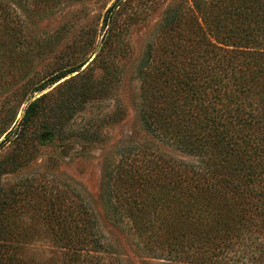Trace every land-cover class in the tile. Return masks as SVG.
I'll list each match as a JSON object with an SVG mask.
<instances>
[{
    "label": "trees",
    "instance_id": "1",
    "mask_svg": "<svg viewBox=\"0 0 264 264\" xmlns=\"http://www.w3.org/2000/svg\"><path fill=\"white\" fill-rule=\"evenodd\" d=\"M58 1L0 0V79L17 61L25 15ZM122 3L107 11L102 50L119 34ZM92 44L84 40L81 61L56 68L31 93L80 71ZM138 67L146 131L195 158L162 155L137 165L136 157L118 165L131 185L116 189V201L134 220L141 248L161 264H264V0L171 2ZM76 78L86 84L82 95L93 91L83 72ZM44 98L29 103L0 146L35 130ZM9 110L16 118L17 110ZM37 128L58 131L55 123ZM55 205L44 215L45 234L61 255L41 263L26 254L33 233L8 221L16 208L0 204V264L108 263L114 252L95 216Z\"/></svg>",
    "mask_w": 264,
    "mask_h": 264
},
{
    "label": "rangeland",
    "instance_id": "2",
    "mask_svg": "<svg viewBox=\"0 0 264 264\" xmlns=\"http://www.w3.org/2000/svg\"><path fill=\"white\" fill-rule=\"evenodd\" d=\"M115 1L59 0V5L48 3L26 14L17 38V61L0 79V131L8 129L0 134V143L19 126L29 103L45 95L35 130L0 146V204L16 208L8 221L33 233L26 254L41 263L61 255L45 234L49 219L44 215L55 203L95 216L114 252L107 264H161L141 248L134 220L116 201V189L131 185L118 165L136 157L135 163L144 165L162 155L195 161L175 141L148 133L142 123L138 57L164 9L177 0H132L127 7L123 4L128 0H123L116 10L119 34L102 50L104 19ZM87 38L94 47L80 71L92 92L82 95L86 84L77 80L78 71L31 93L56 68L79 63ZM9 109L17 110L16 118ZM54 123L55 137L37 128L42 124L51 129Z\"/></svg>",
    "mask_w": 264,
    "mask_h": 264
}]
</instances>
